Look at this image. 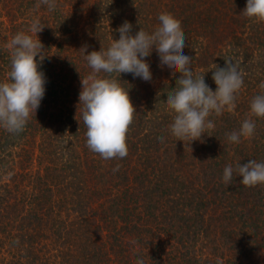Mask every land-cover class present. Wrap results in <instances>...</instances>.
Listing matches in <instances>:
<instances>
[{
    "label": "trees",
    "instance_id": "1",
    "mask_svg": "<svg viewBox=\"0 0 264 264\" xmlns=\"http://www.w3.org/2000/svg\"><path fill=\"white\" fill-rule=\"evenodd\" d=\"M246 0H0V82H7L13 36L33 20L47 55L46 91L19 133L0 127V264H264V184L244 186L223 170L264 162V118L250 111L264 93V20L241 12ZM165 16L179 26L194 76L215 90L212 73L231 60L243 86L214 127L177 141L164 102L179 73L146 58L150 84L121 74L135 115L128 154L103 159L86 144L81 79L85 53L107 48L125 21L152 33ZM33 38L35 34H32ZM87 54V53H86ZM39 59V57H37ZM103 75V74H101ZM118 78V74H114ZM252 137L230 143L242 121Z\"/></svg>",
    "mask_w": 264,
    "mask_h": 264
},
{
    "label": "clouds",
    "instance_id": "2",
    "mask_svg": "<svg viewBox=\"0 0 264 264\" xmlns=\"http://www.w3.org/2000/svg\"><path fill=\"white\" fill-rule=\"evenodd\" d=\"M41 4L54 10L57 0H41ZM241 14L264 20V0H246ZM43 28L38 19L33 20L28 31L16 33L8 45L11 49L10 71L7 82H0V127L9 133L23 131L45 95L47 81L40 69L47 55L38 37ZM116 31L119 38L113 39L106 49L101 47L99 51L90 53L87 46L80 49L92 70L90 75L81 79L78 98V105H83L86 144L103 159H123L128 154L126 133L133 121L135 108L129 88L122 86L120 77L121 74H132L142 84H150L146 58L152 54L157 59L159 71L168 73L171 78L173 74H180L164 102L166 110L174 114L170 131L177 141L199 140L206 128L214 127L210 115H220L226 107L234 105L244 83L238 65L231 60L225 61L224 67L216 65L212 73L216 85L213 90L204 75L194 76L190 67L192 57L183 54L186 45L179 26L167 17L159 18L152 33L140 27L133 34V25L128 21ZM114 74H118V78H114ZM259 87L264 89V81ZM250 111L255 117L264 118V93L252 98ZM255 129L254 121L245 119L237 131L226 134L227 140L239 143L242 137H252ZM234 172L244 186L264 184V162L249 160L243 165L238 164L235 169L232 165L226 166L222 177L225 184L231 183ZM136 264H143V260L137 258Z\"/></svg>",
    "mask_w": 264,
    "mask_h": 264
}]
</instances>
